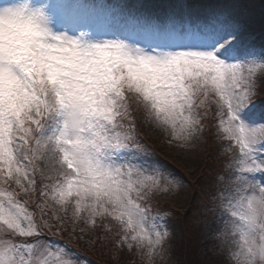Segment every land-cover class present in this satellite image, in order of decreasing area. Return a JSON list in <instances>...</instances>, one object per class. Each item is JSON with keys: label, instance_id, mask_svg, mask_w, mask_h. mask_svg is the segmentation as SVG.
<instances>
[{"label": "snow or ice", "instance_id": "1", "mask_svg": "<svg viewBox=\"0 0 264 264\" xmlns=\"http://www.w3.org/2000/svg\"><path fill=\"white\" fill-rule=\"evenodd\" d=\"M248 8L0 0V264H84L53 237L98 226L151 264L172 235L152 198L185 181L137 112L169 146L226 142L209 234L221 264H264V38Z\"/></svg>", "mask_w": 264, "mask_h": 264}, {"label": "rangeland", "instance_id": "2", "mask_svg": "<svg viewBox=\"0 0 264 264\" xmlns=\"http://www.w3.org/2000/svg\"><path fill=\"white\" fill-rule=\"evenodd\" d=\"M93 2H99V3H104V4H109V5H120V4H145V5H163V4H171V3H177L180 2V0H93ZM184 2H187L184 0ZM224 2H230V0H207L204 2H198V0H195L192 2L193 4H215V3H224ZM244 3H246L249 8V25H250V30L256 28L258 32L261 33L260 29H264V13H260L261 11H264V0H243ZM191 3V2H187ZM262 34V33H261ZM252 35L255 37L258 36V33L255 31L252 32ZM257 40V39H256ZM261 39L258 38L257 41H260ZM260 97H257L259 99ZM147 130L148 132H145L146 135L149 133L152 137L154 142H156L157 145H163V141H167V136L160 130L154 128L153 126L147 124ZM208 139L204 138L203 140L196 141L193 143L192 146L188 149H181L175 146H169L168 150L172 151L171 154L178 158L177 160L179 162H183L184 165H186V161L189 162L190 164H187V168L191 169V165L196 160L197 158L199 159H204L205 152L207 151V148L209 146L208 144ZM226 145V143L222 142L220 147H219V142L213 138L211 140V148L216 149L215 153H212L211 157L214 156L216 158L217 155L223 154V148ZM219 148V149H218ZM164 149V148H163ZM218 149V151H217ZM209 155V156H210ZM227 156V155H225ZM221 157V156H220ZM217 172H214V177H216ZM209 178V176H207ZM196 177L194 176V180ZM206 178V177H204ZM39 179V178H38ZM215 179V178H213ZM210 179V180H213ZM186 178H184L185 185L181 188H179L177 191L171 194H161L154 196L155 202L153 204H158L160 202L159 197H162L163 207H167L168 209H165L164 211L167 212V220L172 219L174 222H172V226L169 225L170 222H168V227L172 233L170 239L166 241V243L163 246V249L158 250L157 254L153 255L151 259V264H176L177 261H182V255L180 253L181 246L184 244L183 241V234L180 226L184 222H189L188 224L192 227V229L195 226H198L201 228L200 232L201 235L203 233V243H202V253H205L203 248H207L208 251L211 253V257H221L217 261L212 262V264H221V262L224 260V256L221 255L216 248L217 241H215L209 234V228L208 225H212L213 219L212 215L209 213H206L205 211V202H203L200 197L193 196V190L194 186L190 183L186 182ZM214 184V181H212ZM213 184L210 186L212 188ZM203 185V184H202ZM205 188V187H203ZM208 191V188H207ZM206 192V191H205ZM195 197V198H194ZM194 199V208H190V216L188 218H184L186 212L185 208L189 207V201L190 199ZM168 201V203H166ZM207 217V223L203 222V218ZM99 223V222H98ZM175 224V228L174 225ZM84 225H79L78 227H83ZM175 230H174V229ZM197 228V227H196ZM184 230V227H183ZM112 231H116V227L113 226ZM111 232H107L103 229V227H97L94 231L90 230V234H94L96 232L101 233L102 236L105 239H110L112 240H119V237ZM76 234L80 235L79 232ZM88 235V236H89ZM56 239L57 238H53ZM103 241H106V240ZM67 240V239H66ZM65 240V241H66ZM68 242H64L69 244L72 248L75 247L73 242H71L69 239L67 240ZM124 251L122 253V257L125 258L126 261L134 262L135 264H149L148 258L143 254V252L138 251L136 248H133L131 251L126 247L123 246ZM81 257V260L84 262V264H98L96 262H92L91 259L87 258L82 252H80L77 249H74ZM173 257L170 261V258ZM90 263H89V262ZM218 262V263H217Z\"/></svg>", "mask_w": 264, "mask_h": 264}, {"label": "trees", "instance_id": "3", "mask_svg": "<svg viewBox=\"0 0 264 264\" xmlns=\"http://www.w3.org/2000/svg\"><path fill=\"white\" fill-rule=\"evenodd\" d=\"M264 13V11H261V14ZM214 111V110H212ZM214 115L212 116V120H209V128L212 129V122H214ZM141 125V132L140 136L144 141L150 142L149 144L151 146H155V148H158V151L160 155L167 159V163L169 165L173 166L174 171L180 172L182 174L183 178H186V182L192 184L194 186L193 190V196L202 197L204 194V191L211 190V185L213 184L212 181H214V172H219L221 168L224 166V162L229 159L228 156L225 155H217L216 158L214 156L211 157L212 153L216 152V149L214 151L213 148H211V140L214 138L213 132L208 131L206 132L204 138L208 139V148L205 152L204 159L197 158L192 163L191 169L187 168V164H190L186 161V165L183 164V162H173L172 158L170 157L169 150L166 148L167 146L164 145H157L156 142H154L153 137L144 131V128ZM164 148V149H163ZM219 149V148H218ZM217 149V151H218ZM169 154V155H168ZM211 154V155H210ZM210 155V156H209ZM221 156V157H220ZM178 161V160H177ZM196 177L194 180L193 177ZM209 176V178L207 177ZM206 177V178H204ZM213 179V180H210ZM203 184V185H202ZM38 185H39V179H38ZM205 187V188H203ZM195 198V197H194ZM193 198L189 201V207L185 208L186 214L184 218H188L190 216V208H194ZM33 204V208H35V203ZM189 222H184L180 228L182 230L183 234V241L184 244L181 246V251L179 255H182V261H177V264H212V262L217 261L221 257H211L210 251L203 248L205 253H202V243H203V233L201 235L200 232L201 228L198 226H195L193 229L188 224ZM184 227V230H183ZM197 227V228H196ZM59 239L65 238L69 239L75 247L73 249H77L80 252L86 253L89 257H92L95 260H99L104 264H135L134 262L126 261L125 258H123L122 252L120 251L121 248H119L116 243L112 240H106L101 233H94L91 235H86L82 239H80V235L73 234V236L69 235H59L56 236ZM106 241H103V240ZM218 263V262H217Z\"/></svg>", "mask_w": 264, "mask_h": 264}]
</instances>
